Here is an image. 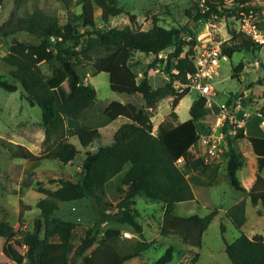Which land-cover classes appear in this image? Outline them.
<instances>
[{
    "label": "trees",
    "instance_id": "obj_1",
    "mask_svg": "<svg viewBox=\"0 0 264 264\" xmlns=\"http://www.w3.org/2000/svg\"><path fill=\"white\" fill-rule=\"evenodd\" d=\"M61 1L69 5L73 0ZM2 2L0 0V4ZM77 3L81 5L80 18L84 30H80L72 20L63 23L40 8L26 15H17L12 11L10 17L0 24V36L9 37L19 31H27L40 39L38 43L15 40L9 45L2 56L3 61L10 66L9 76L0 73V86L8 91L21 87L23 97L31 105L42 108L44 140L53 142L44 156L1 135L0 147L5 148L12 158L36 160L52 157L69 162L80 150L68 136H77L84 147L96 141L100 137L96 126L85 122L72 127L66 124L67 117H84L97 99L95 86L83 82L78 72V67L86 63H91L98 72H108L113 91L138 94L143 97L144 104L138 106L133 102L114 99L104 108L108 120L125 116L128 121L114 132L112 142L85 152L79 179L50 178V182H58L56 188L46 187L37 181L38 190L44 194L36 204L40 212L34 219L33 229L16 244L27 247L25 257L28 264H49L55 252L58 253V259L54 264H75L77 260L79 264H123L140 255L153 243L141 239L135 251L121 252L116 240L122 235V229L110 227L101 234L100 226L102 222L115 221L132 226L135 232L142 235L143 224L135 207L136 198L141 195L147 200L164 204L161 234L178 236L188 245L184 252V264H196L199 252L194 247H201L203 234L218 214V208H212L205 215H180L175 212V207L180 201L195 199L187 172L203 164L201 158H193L190 154L191 148L201 137L198 120L206 114L219 113L222 108L218 103L207 106L205 97L198 95L190 106V118L178 122L174 107L182 96L175 82L185 84L195 72L191 54L197 44L193 37L188 39L181 33L192 35L193 31L186 26L165 27L157 19L148 29L131 25L101 28L95 20V8L101 9V20L107 22L110 17L123 12L118 0H77ZM262 7L254 0H193L194 11L188 10V13L196 21H209L215 17L254 15L260 13ZM256 26L258 29L264 28L260 24ZM259 45L261 43L252 34L241 30L222 43V51L232 57L236 51L253 50ZM169 47H173L165 61L169 78L163 85L155 87L150 82L148 69L139 76L130 60L138 51L153 54L156 58L149 65L153 67L160 59V52ZM43 61L53 63L50 74L43 72ZM243 68L244 62L240 61L233 67L232 76L237 77ZM167 96H174L173 109L153 130L152 109ZM227 102L234 103L232 98ZM245 129L238 128L235 137H247L250 141L257 156L256 178L249 189L242 184L238 171L244 165V156L236 150L230 137L227 142L226 174L235 189L248 193L252 204L260 202L264 205V176L261 174L264 169V135L250 131L247 136ZM179 159L184 160V168L178 165ZM216 173L217 168L213 169L210 182ZM111 190L117 193L116 198H112ZM84 198L92 201L100 216L85 236L76 241V221L60 217L57 211L61 202ZM114 201L117 203L114 204ZM245 203L240 200L226 211L239 229L246 221ZM29 207L19 197L15 225L0 215V236L9 237L17 232L23 225L25 210ZM221 228L224 233V224H221ZM56 235L58 245L52 242ZM9 251L12 259L17 264L21 263V255L11 248ZM225 251L231 264H264V235L256 233L249 236L242 231L235 240L226 241ZM174 254L175 245L170 244L160 257L141 264H168L174 259Z\"/></svg>",
    "mask_w": 264,
    "mask_h": 264
},
{
    "label": "rangeland",
    "instance_id": "obj_2",
    "mask_svg": "<svg viewBox=\"0 0 264 264\" xmlns=\"http://www.w3.org/2000/svg\"><path fill=\"white\" fill-rule=\"evenodd\" d=\"M262 5L260 13L246 17L224 16L215 17L212 20L196 21L188 10L193 12V0H118L123 12L112 16L107 22L101 20V9L95 8V20L98 27L108 28L111 26L122 27L131 25L133 27L148 29L153 25L155 19L165 27L186 26L192 29L193 34L182 32V36L188 39L194 38L196 43L209 41L211 43H223L231 38L238 31L251 30L254 25L264 27V0H254ZM40 8L49 15L56 16L61 22L72 20L80 30H84L81 23V5L77 0H73L69 5H65L61 0H3L0 4V24L5 22L12 11L17 15H26L35 9ZM257 27V26H256ZM264 37V28L257 29ZM264 39V38H263ZM15 40H22L28 43H38L40 39L27 31H19L12 36H0V73L8 77L10 66L2 59L10 44ZM261 45L253 50L236 51L232 57L220 59L219 74L213 79L217 89L215 101L217 103H228L232 98L234 103H228L230 113L234 115L235 126L239 121L246 120L247 132L257 135H264V128L259 124L260 113L264 109V41H259ZM169 47L158 55L157 63L150 67L156 58L153 54L136 52L130 62L139 76L148 69V76L153 86L163 85L169 78L165 71V61ZM187 49V48H186ZM240 61L244 62V68L237 77H233V67ZM53 63L43 61L41 68L44 73L50 74ZM83 82L90 83L97 89V99L89 108L84 117L66 118L68 127H72L79 122H85L91 126H96L100 131V137L87 147L81 145L77 136H68L80 150L79 154L69 162H62L52 157H43L36 160H24L23 158H12L8 151L0 147V215L15 225L19 212V197L30 205L25 210L24 222L21 228L9 237L0 236V264H17L11 257L9 248L19 253L22 257L21 263L28 264L25 257L27 247L24 244H16L23 236L33 229L34 219L39 215V208L36 206L38 200L44 196L37 188V181L50 188H56L58 182H50V178L64 177L77 180L81 177V165L85 152L94 149L100 144H107L113 141L114 132L128 118L119 116L108 120L104 114V108L114 99L123 102H133L138 106L144 104V99L138 94H126L113 91L110 87L109 74L106 71H97L91 63H86L78 67ZM257 81H261L257 83ZM175 86L179 95L182 96L179 103L174 107L178 113V122L190 118V106L195 98L200 95L196 89H189L178 81ZM22 88L15 91H8L0 86V135L11 138L15 142L23 143L34 153L45 155L53 142H46L45 130L42 125V108L39 105H31L22 95ZM174 96H167L160 99L152 109L151 119L153 130H156L159 123L173 109ZM229 112V111H228ZM198 130L201 138L190 151L191 157H199L203 150V136L218 134V131L211 129V125H216L218 116L210 115L200 118ZM221 127V126H220ZM218 127V129H220ZM236 129L224 138L222 146L225 148L220 156L214 161L200 164L197 168L187 172L192 188L196 194L195 199L180 201L176 204L175 212L180 215L199 214L205 215L212 208H218V214L211 220L208 228L203 234L201 247H194L199 252L196 264H231V260L225 251L226 241L230 242L239 237L241 232L249 236L256 233L264 235V205L252 204L248 193L235 189L230 183L227 174V151L228 137L233 138V145L236 150L244 156V165L238 171L242 184L249 189L251 181L254 180L257 168V156L247 137H235ZM200 153V154H198ZM178 165L184 168V160L179 159ZM207 165V166H205ZM217 168V173L212 182L213 169ZM261 174L264 176V169ZM112 198L117 197L114 190L110 191ZM244 200L246 210V221L241 229L237 228L233 221L227 216V209L234 203ZM114 204L117 201L113 202ZM135 207L139 212V220L143 224V234L135 232L132 226L121 224L115 221L102 222L101 234L110 227H118L132 232L131 237L120 236L116 240V245L121 252L135 251L141 239L154 243L145 250L141 257L134 258V262H152L160 257L166 248L175 245L174 259L168 264H184V252L186 244L178 236H164L160 232L164 204L162 202L147 200L144 196L136 198ZM57 215L64 219L74 220L77 223L75 228V240L85 236L86 231L94 226L100 214L92 201L88 198L77 201L61 202ZM221 224L225 226L222 232ZM100 234V235H101ZM99 235V236H100ZM55 245L59 244L58 236L52 238ZM188 246V245H187ZM57 249V248H56ZM58 259V253L51 257L49 264H54ZM75 264H79V260Z\"/></svg>",
    "mask_w": 264,
    "mask_h": 264
},
{
    "label": "built area",
    "instance_id": "obj_3",
    "mask_svg": "<svg viewBox=\"0 0 264 264\" xmlns=\"http://www.w3.org/2000/svg\"><path fill=\"white\" fill-rule=\"evenodd\" d=\"M254 26L255 27L249 30V33L252 34L257 41H264V37L258 32L256 25ZM224 57H226V55L222 51V43H211L209 41L196 44L194 52L191 54L196 70L190 76L188 82L185 83V86L189 87V89H196L201 96L205 97L207 106L217 103L215 101L217 89L213 79L219 74L220 59ZM218 104L222 109L219 113H213L218 116V121H216V125H211V129L218 131V134H213L212 132L211 134L204 135L202 138L205 145L202 159L205 162L214 161L220 156L221 152L224 151L225 148L222 146L224 138L228 131L233 129V126L234 129H236L235 133L238 130L237 126H235L236 121L234 115L230 113L231 110L228 109V103ZM259 115V124L264 128V109ZM236 124L238 127H244L246 125V120L242 119V121ZM225 125H227V128H224ZM218 127H220V129H218ZM244 132L247 136L250 135V132H247L246 129ZM199 133L201 135L200 131ZM122 234L126 237H131L133 235L129 230H124Z\"/></svg>",
    "mask_w": 264,
    "mask_h": 264
},
{
    "label": "crops",
    "instance_id": "obj_4",
    "mask_svg": "<svg viewBox=\"0 0 264 264\" xmlns=\"http://www.w3.org/2000/svg\"><path fill=\"white\" fill-rule=\"evenodd\" d=\"M210 115H214L213 113L212 114H206V115H204V116H202L201 118L203 119V118H206L207 116H210ZM198 124H199V121H198ZM11 139V138H10ZM200 140V139H199ZM200 144H202V146H203V148H202V150H203V152H204V149H205V145H204V142L201 140L200 142H199ZM23 144V143H22ZM25 145V144H24ZM26 146V145H25ZM28 147V146H27ZM29 148V147H28ZM30 149V148H29ZM203 152L200 154V153H198V154H200V155H202L203 154ZM255 178H256V175H255V177H254V180H255ZM254 180H252L251 182V186H252V184H253V182H254ZM250 186V187H251ZM195 193V192H194ZM195 198H197L196 197V194H195ZM127 230V229H126ZM124 231V230H123ZM122 236V235H121ZM154 244V243H153ZM152 244V245H153ZM151 245V246H152ZM188 246L186 245V248H187ZM186 248L184 249V250H186ZM144 251H142L141 253H140V255H138L137 257H141V255H142V253H143ZM134 258H136V257H134ZM134 258H132V259H130V260H128V261H126L125 263H123V264H141V263H136V262H134Z\"/></svg>",
    "mask_w": 264,
    "mask_h": 264
}]
</instances>
